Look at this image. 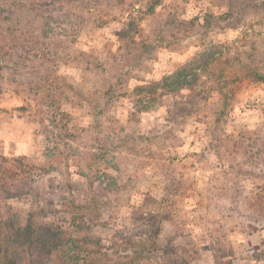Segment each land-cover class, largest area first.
<instances>
[{
	"label": "rangeland",
	"instance_id": "1",
	"mask_svg": "<svg viewBox=\"0 0 264 264\" xmlns=\"http://www.w3.org/2000/svg\"><path fill=\"white\" fill-rule=\"evenodd\" d=\"M0 158L66 262L264 264V0H0Z\"/></svg>",
	"mask_w": 264,
	"mask_h": 264
},
{
	"label": "trees",
	"instance_id": "2",
	"mask_svg": "<svg viewBox=\"0 0 264 264\" xmlns=\"http://www.w3.org/2000/svg\"><path fill=\"white\" fill-rule=\"evenodd\" d=\"M196 63H190L187 65L181 73H179L178 80L183 79L186 76H196L197 74L192 71L191 65ZM207 65L202 66V68H205ZM187 74V75H186ZM181 77V78H180ZM5 159L0 158V172L1 174L5 175L8 174L11 175L10 171L8 169H4ZM10 173V174H9ZM13 226L8 224L0 223V264H24L23 258L19 256L17 251L20 249L22 254H28L32 256L31 252L32 250H35L36 252H40L45 256L46 263L50 264L52 262L51 256H57V260L60 262L58 264H73L75 261H80L81 258L79 257L78 253L82 252L80 249H73L75 252V255L79 257V259L71 262H66L64 258L66 259V252L63 250V241L62 239L59 240L56 236L53 235V232L49 229L44 227L43 231H40L39 228H43L42 226H37L34 228L32 225H26L23 228L22 227H15L14 229H11ZM8 231V233L5 231ZM159 229L155 228L154 231L151 234V239L156 240L158 237ZM88 242L85 243H89ZM152 245V248H156V242L154 241ZM134 246L141 247L140 251H144V248L147 247L144 243L135 244ZM85 251V250H84ZM87 252V255L83 256L82 260L83 264H98V255L101 257V253L97 251H85ZM72 254L73 251H71ZM64 255V257H63ZM79 264V263H76Z\"/></svg>",
	"mask_w": 264,
	"mask_h": 264
}]
</instances>
